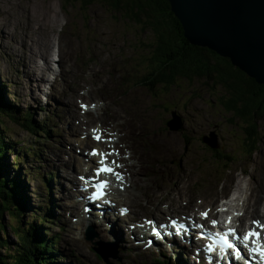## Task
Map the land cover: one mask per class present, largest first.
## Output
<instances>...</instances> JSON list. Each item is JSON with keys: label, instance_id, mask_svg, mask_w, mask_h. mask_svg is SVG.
Masks as SVG:
<instances>
[{"label": "rangeland", "instance_id": "obj_1", "mask_svg": "<svg viewBox=\"0 0 264 264\" xmlns=\"http://www.w3.org/2000/svg\"><path fill=\"white\" fill-rule=\"evenodd\" d=\"M103 2L0 0L1 93L14 105L15 116L31 111L32 121L44 122L50 132L48 136L45 133L32 135L8 115H4L0 122V131L6 128L5 140L9 147H14L15 151L34 144L40 156L38 160L31 155L26 156L20 164H13L15 156H9L10 167L5 169V173L13 172L12 177L16 176L22 184V191L18 188L14 193V203H19L22 211L24 206L26 208L25 215H18L19 225L15 220H9L10 211L2 214L6 233L0 232V238L8 241L10 256L15 255L16 250L22 249L30 254L39 248L36 243L25 249L21 241L25 240L31 225L38 226L36 216L42 213L47 218L40 225L45 239L56 234L61 241L55 246L58 252L66 255L60 259L55 252L60 263L107 264L95 256L91 242L85 238V233L83 236L88 228L86 223L81 222L82 233L78 229L81 209L76 212L72 205L74 198L69 201L66 198L68 190L70 196L73 193L69 189V179H73L71 187L77 185L76 174L81 172L71 173L72 169L68 170L67 164L71 155L73 160L76 157L83 159L84 152L92 148V144L81 147L84 133L91 134L92 138L90 130L101 131L108 141L117 144L116 150L125 161L122 160L123 166L131 172L128 181L138 179V184H141V193L145 194L138 193L131 183L126 192L121 193L124 204L131 211L127 218L132 222L141 221L143 217L163 219L185 213H197L199 217L201 211L215 213L216 204L228 195L224 193V186L229 184L231 175L235 183L248 180L253 186V172L258 174V178L264 177V116L258 123V150L248 155L243 145L241 129L244 131V125L232 113L223 110L220 100L226 97L219 86L192 76L191 79H176L169 87L156 81L149 88L146 80L152 71L150 62L155 53L154 29L146 25L143 16L134 20L127 17L125 11L113 10ZM31 4H41L43 8L52 6L45 10L51 17V27L54 26L53 35H64L77 48L71 56L70 68L60 66L55 45L51 61L45 68L42 69V61L35 56L30 60L24 50L27 46L23 37L25 27L15 9L26 5L33 8ZM52 18H56L57 26L53 25ZM62 52L67 54L69 48L64 45ZM30 63L34 79H42V84L27 78L28 71L24 68H28ZM41 107L44 111L37 114L36 110ZM176 118L179 122L173 121ZM211 137H214V148L204 142ZM46 173L54 175L49 185L53 203L46 205L43 212L38 203L45 197L41 198L42 191L36 192V189L45 187L40 177ZM240 187L246 196L245 183ZM45 191L44 195L47 194ZM166 191L169 195L165 194ZM129 193L142 197V200L138 203L133 195L128 198ZM148 193L154 196L148 197ZM232 195L236 198L234 193ZM241 205L242 200L239 202ZM37 206L39 210L35 209ZM237 212L245 213L243 210ZM75 218L74 223L72 219ZM254 219L260 218L248 215L247 224ZM49 221H52L51 225ZM87 224H93L97 235L93 242L100 241V248L113 255L109 258L110 264H157L155 258L169 260L168 264H195L190 257L185 259L184 253L182 257L178 251L177 254L163 247L159 251H144L135 247L126 231L125 243L119 245L115 242V246L109 243L114 241L99 239L98 224L91 221ZM10 227L17 230H10ZM94 233L90 238L95 237ZM0 251L4 255L2 248ZM181 258H184L183 262Z\"/></svg>", "mask_w": 264, "mask_h": 264}, {"label": "trees", "instance_id": "obj_2", "mask_svg": "<svg viewBox=\"0 0 264 264\" xmlns=\"http://www.w3.org/2000/svg\"><path fill=\"white\" fill-rule=\"evenodd\" d=\"M103 1V3L113 10L125 11L124 14L127 17L134 18V20H139L143 16L146 18V25L154 29L155 45L153 47L155 48L153 51L155 53L150 62L153 72L149 71L150 76L147 78L148 81L146 80L149 88L156 81L169 87L174 85L176 79H191L192 76L216 84L225 92V100H220L223 110L232 113L244 125V131L243 129L241 130L244 135L243 145L247 154L252 155L258 150V123L264 116V85L259 84L255 79L249 77L244 71L233 65L229 58L220 56L207 48L191 45L184 35V30L179 20L171 11L168 0ZM150 82L153 83L151 84ZM146 83L143 84L147 85ZM1 91L0 89V122L3 121L4 115H8L12 117L14 122L17 121L19 123L18 125L24 130L31 132L32 135L38 133H45L47 136L50 135L49 128L44 125V122L39 124L38 122L32 121V114L30 112L27 111L22 116H15L16 109L14 105L5 98L6 96ZM1 129L0 232L2 233L6 231L1 219L3 213L10 211L11 216L9 220L12 221L13 219L19 225L21 222L18 215L23 216L26 211L25 206L24 211H22V208H19V203H14V193L18 191V188L22 191V184L16 176H13L14 178L12 177L13 172L5 173V169L10 167L9 156L15 155L13 164H20V160H23L26 156L29 157L31 155L35 160L40 159V156L37 152L39 150L33 146L34 144L27 148H16L15 151H17L15 152L14 147H9L8 141L5 140L7 139L5 136V128ZM18 150L22 151L21 154ZM52 176V173H46L40 177L41 183H44L45 186L40 190L42 191L40 197H45L42 198L44 203L52 199L48 193L46 195L43 193L46 192L45 188H48ZM24 193L27 196V190ZM22 198L23 196L20 200ZM49 214H52V212ZM45 217L36 216V219L41 222L37 224L38 226L31 225L28 228L29 230L26 233L25 240L21 241L25 249L37 243L39 248H36L32 252L30 251V254L20 249L14 251L13 254L15 255L10 256L8 241L0 238V249L2 248L4 250V255L0 254V264H62L58 261L56 253H54V247L59 243L57 235L51 234L49 240H46L44 233H42V227L40 225L47 219ZM51 223L52 221L48 222V224ZM35 228L37 229L36 231ZM10 230L16 231L17 229L10 227ZM15 239H17L16 236ZM156 262L157 264H168L167 261Z\"/></svg>", "mask_w": 264, "mask_h": 264}, {"label": "water", "instance_id": "obj_3", "mask_svg": "<svg viewBox=\"0 0 264 264\" xmlns=\"http://www.w3.org/2000/svg\"><path fill=\"white\" fill-rule=\"evenodd\" d=\"M168 1L191 45L229 58L264 85V0ZM213 138L204 141L212 148Z\"/></svg>", "mask_w": 264, "mask_h": 264}, {"label": "bare ground", "instance_id": "obj_4", "mask_svg": "<svg viewBox=\"0 0 264 264\" xmlns=\"http://www.w3.org/2000/svg\"><path fill=\"white\" fill-rule=\"evenodd\" d=\"M26 6H18L17 9H15L16 10L15 13L17 14L18 19H20L22 21V24L25 27L24 28L25 32L23 33V37H24L25 40H27V41H25L27 46L25 47L24 50L27 52L28 56H30L29 57L30 60L32 61L33 56H35L36 58H38V59H40L42 61V65H41L42 69L45 68V65L48 64L49 61H51V51H52L53 46L55 45L56 48H57V53H58V57H59L60 66L63 67V68H70L71 67V60H72L71 56H73V52L77 48H75L76 46L73 44V42L70 39L65 38L64 35L62 36V34H58L56 32H55L56 34L53 35V33H54L53 27L54 26L51 27L52 26L51 17L48 16V14L46 13V10H45V8L48 9V7H49V9H50V7H52V6L48 5L45 8H43V6L41 4H38L37 6L35 5V6H33V8L32 7L31 8H29V7L27 8ZM55 21H56V18H52L53 25H56ZM23 25H21V26H23ZM26 30H27V32H26ZM32 34H34V36L30 37ZM40 34H43V35H40ZM52 37H54L55 39L52 38ZM28 40H29V45H28ZM64 45H66L67 48H69V52L67 54L62 52ZM31 68H33L32 67V63H30L28 68L27 67L24 68V69H26L28 71V72H26L27 73L26 74L27 78L29 80L39 81L42 84V79H38V77H37V80L34 79V76H33L34 73L31 72L32 71ZM37 86H38V84H37ZM96 133H98V131L93 132V134H96ZM113 136H115V134ZM100 142H101V140L98 143H93V141L91 142L89 137L87 136V137H85V139L83 141H81V147L84 148V147H86V145L92 144V145H94V148H96L98 150V152H102V148H101ZM76 158L77 159L72 161V162H76L75 168H72L73 172L76 169L80 170L81 172H82L83 169L89 170L88 168H84V165H90L92 162L96 161L98 157H93L92 159L88 158V157H85L84 161L86 160V162H87L86 164H84L82 158H79V157H76ZM105 158H106V162L110 159L107 156H105ZM119 159H122L121 154L119 155ZM130 167H131V165H130ZM129 171L130 170H128V167H126V170H125V167H124L123 171H122V174H124V175L125 174H129V176H130L131 172H129ZM257 175L258 174H256L255 172L252 173V176L255 179V185L254 186L252 184L248 183L247 182L248 180L243 181V183H245V186L247 187L248 194L246 196H245L244 189L242 187H240V184H243V183H240V182L239 183H235L236 180L234 179V176H232V175L230 177V181H228L229 184L224 186V188H225L224 193L228 194L227 196H233L232 193H234L236 195V198H233V205H231L229 207V210H231V211H233V210L234 211L243 210L245 212L244 215L242 216V218L239 219L241 224H243L242 219L243 218L247 219L248 215H255V217L260 218L258 220L264 221V177L263 178H258ZM138 181H139L138 179L135 180V181H130V180L128 181L127 180V184L130 185V183H131L133 188L135 190H137L138 193L145 194V193H141V187H140L141 184H138ZM140 182H142V181H140ZM138 185H139V187H138ZM118 186L120 188L124 189L125 188L124 187L125 186L124 185V181L122 180L118 184ZM233 189H235V192L233 191ZM121 193H122V190L115 191L112 194H110V197L113 198V200H115L116 204L118 202H122L123 201L122 199H119L117 197V196H120ZM130 194L131 193L128 194V198H130L133 195L134 198L138 199L137 200L138 203L142 200V197L139 198L138 195L136 197V194L135 195L134 194L130 195ZM148 194H149L148 197L154 196V195H152L150 193H148ZM165 194L169 195V193L167 191L165 192ZM66 198H71L70 197V193L67 192V197ZM241 200H242V205L240 207L239 206V202ZM128 203L130 204V202H128ZM72 205L74 206V209H75L76 212H78L81 209V204L79 202L75 201L74 199H73V204ZM161 206H159L158 209ZM80 212L82 213V215L79 216V220H78L77 226H78V229L80 230V233H82L81 229L83 228V226L81 225V222L82 221L85 222L86 225H88L87 223H89L90 221H91V223L94 222L95 221L94 218H95V215L97 213L96 212L90 213L88 215L89 217H87L82 212V210ZM211 216H214V215L211 214ZM81 218H82V220H81ZM124 223L125 224H124L123 227H124L125 230H127L128 232H131V233L135 232L136 229H133V226H131V224H129L128 222H124ZM260 225H264V223L261 222ZM98 227H100V229L97 228V230H99L101 232V233H99V239L100 240H114V242L117 241V244L122 245L121 242L124 241L123 240L122 231H118V229L115 227L114 222H112V221L101 222ZM252 227L253 226L249 227L248 229H250ZM150 230H151V226L148 227V231L149 232H150ZM100 234H102L103 236L100 235ZM153 237L154 236L152 235L151 232L149 234L145 235V239H148V240L152 239ZM79 246L82 247V244H79ZM170 248L173 250L174 253H177V251H178L181 254H183V253H186V251H187L186 249H183V248H180V247L179 248L170 247ZM181 256H183V255H181Z\"/></svg>", "mask_w": 264, "mask_h": 264}, {"label": "snow or ice", "instance_id": "obj_5", "mask_svg": "<svg viewBox=\"0 0 264 264\" xmlns=\"http://www.w3.org/2000/svg\"><path fill=\"white\" fill-rule=\"evenodd\" d=\"M82 107H86L84 105H82ZM95 131V130H94ZM95 140L97 141H100L102 138L99 134H95L94 137H93ZM92 155H98L100 156V160H99V165L100 167H98L96 169V176H100L102 174H105V173H110V174H115L117 175V177L119 179H122V177L119 176L118 173H114L113 172V169L111 167H108L106 164H105V156L107 154L105 153H100V152H97L95 150H93V152L91 153ZM107 187V182L106 181H100L98 182L97 184H95V188H96V192L94 193V198H100L104 195V189ZM203 216H207V213H202ZM231 221L229 220V223ZM217 222L215 220L212 221V224L215 225ZM254 224H256L258 227H264V225H260L259 222L257 221H254L253 222ZM229 233L231 234H234L235 233V230L234 229H229V232L228 233H225L223 236H220V233H217L216 235L217 236H220V239L223 241V243L225 244V246L227 248H233V245L229 242L228 240V235ZM250 237H259V233L256 232V231H249L248 233H246L243 237V239L245 240H248ZM237 256H239V252L237 251Z\"/></svg>", "mask_w": 264, "mask_h": 264}]
</instances>
